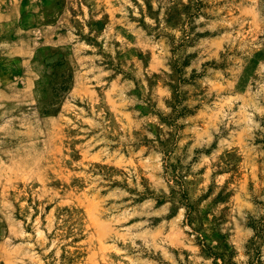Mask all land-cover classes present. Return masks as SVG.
Instances as JSON below:
<instances>
[{
  "label": "rangeland",
  "instance_id": "obj_1",
  "mask_svg": "<svg viewBox=\"0 0 264 264\" xmlns=\"http://www.w3.org/2000/svg\"><path fill=\"white\" fill-rule=\"evenodd\" d=\"M193 1L0 0V264H264V0Z\"/></svg>",
  "mask_w": 264,
  "mask_h": 264
},
{
  "label": "trees",
  "instance_id": "obj_2",
  "mask_svg": "<svg viewBox=\"0 0 264 264\" xmlns=\"http://www.w3.org/2000/svg\"><path fill=\"white\" fill-rule=\"evenodd\" d=\"M193 5L192 7L194 9H196L197 13H192L189 15V17H192L194 14H199L202 12V7H203V3L202 1L198 0V1H193ZM191 29V28H190ZM186 37L189 38L190 37V32L186 34ZM254 229H255V237H258L260 239H262L264 241V219L259 221L258 224L253 225Z\"/></svg>",
  "mask_w": 264,
  "mask_h": 264
}]
</instances>
